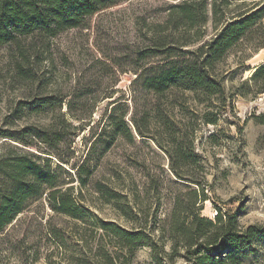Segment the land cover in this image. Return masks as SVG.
Wrapping results in <instances>:
<instances>
[{
  "label": "rangeland",
  "instance_id": "rangeland-1",
  "mask_svg": "<svg viewBox=\"0 0 264 264\" xmlns=\"http://www.w3.org/2000/svg\"><path fill=\"white\" fill-rule=\"evenodd\" d=\"M182 1L123 0L93 15L85 27L50 39H24L22 48L0 47V157L15 144L37 155L40 162L49 163L84 211L79 218L58 212L48 193L33 199L0 233V264L152 263L148 245L133 255L118 250L110 262L103 248H109L110 238L86 222L96 221L97 216L126 228L142 226L160 241L153 227L163 223L178 196L184 198L196 187L177 178L167 154L133 127L132 117L135 112L140 117L136 108H145L146 97L133 85L134 58L161 35L184 40L198 37V32L194 44L200 45L245 5L242 0L230 5L217 0L223 13L220 23L211 13L203 25L173 30L167 23L169 11ZM248 44L233 47L217 65L226 101L216 98L206 106L190 91L174 92L165 100L174 109L176 122L195 130V152L204 170L188 176L203 180L206 199L198 203L201 215L214 219L222 209L236 214L243 227L264 226V92H258L262 80L248 82L251 70L264 63V47L251 50ZM19 63L32 69L34 81L14 74L13 67ZM47 95L56 96L57 104L62 100V108L30 105ZM126 108L133 137H126L111 122L112 115ZM208 111L209 117H217L216 124L205 123L203 115ZM83 124L88 126L82 131L75 127ZM46 127L66 139L59 142L63 161L42 152L44 147L34 135ZM1 133L23 137L31 147ZM244 247L241 264H264V238ZM181 263L184 259L178 257L175 264Z\"/></svg>",
  "mask_w": 264,
  "mask_h": 264
},
{
  "label": "trees",
  "instance_id": "trees-1",
  "mask_svg": "<svg viewBox=\"0 0 264 264\" xmlns=\"http://www.w3.org/2000/svg\"><path fill=\"white\" fill-rule=\"evenodd\" d=\"M121 1L0 0V47L22 48L24 39H50L67 30L85 27L93 15ZM216 1L184 0L171 6L167 23L173 30L191 29L205 24L211 13L214 21L220 23L223 13H220ZM221 1L230 5L237 0ZM241 3L245 5L243 10L231 20H226L214 37L200 45L194 44L200 37L198 32V37L184 40L161 35L153 46L136 53L133 85L146 97L145 108H136L140 117L136 112L132 117L133 127L138 135L151 137L167 154L170 169L177 178L192 182L196 187L186 185L190 188L186 196H178L163 223L153 227L157 229L160 241L152 237V231L148 233L142 226L126 228L97 216L96 221H85L102 229L110 238L109 248L103 247L110 262H113V255L118 254V250L133 255L140 246L148 245L151 247V264H175L178 257L184 259L181 264H241L245 244L264 238V226L251 224L243 227L239 225L236 214L218 209L214 219L201 215L198 203L206 199L203 180L188 176L193 171L198 176L197 173L201 174L204 170L195 152V130L184 129L176 122L174 109L165 105L170 94L185 91L192 92L201 103L209 104L206 106H212L216 98L226 101L227 91L217 65L233 47L243 42H248L251 50L264 47V0H242ZM20 52L28 62L25 52L22 49ZM155 57L159 59L151 60ZM13 71L23 80L34 81V73L29 66L19 63ZM258 80H262L258 92H264V63L255 68L248 82ZM56 100H59L56 96L47 95L36 98L30 105L35 109H61L62 100L58 104ZM67 107L70 108L69 104ZM127 114L126 108L120 115H112L111 122L126 137H133V128L126 121ZM209 115V111L204 113L205 123L216 124L217 117ZM85 125L88 126L75 127L82 131ZM35 134L44 147L43 153L63 161L58 151L59 142L65 143L66 139L61 133L46 127L35 131ZM1 135L31 147L23 137L9 133ZM46 193L56 211L76 218L84 212L69 190L62 187L49 163L40 162L37 155L15 144L13 150L0 157V233L33 199ZM124 212L129 216V211ZM166 243L170 244L169 249Z\"/></svg>",
  "mask_w": 264,
  "mask_h": 264
},
{
  "label": "bare ground",
  "instance_id": "bare-ground-1",
  "mask_svg": "<svg viewBox=\"0 0 264 264\" xmlns=\"http://www.w3.org/2000/svg\"><path fill=\"white\" fill-rule=\"evenodd\" d=\"M263 52V51H262ZM261 53V52H260ZM260 59V58H259ZM262 60V59H261ZM255 71V67L251 70V74H253V72ZM250 73V72H249ZM250 76V74H249Z\"/></svg>",
  "mask_w": 264,
  "mask_h": 264
}]
</instances>
